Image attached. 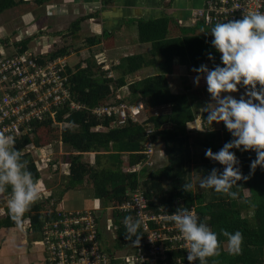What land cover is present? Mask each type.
Wrapping results in <instances>:
<instances>
[{
	"label": "trees",
	"instance_id": "trees-1",
	"mask_svg": "<svg viewBox=\"0 0 264 264\" xmlns=\"http://www.w3.org/2000/svg\"><path fill=\"white\" fill-rule=\"evenodd\" d=\"M33 1L43 4L46 0ZM25 2L26 0H0V14ZM83 19H77L61 33L63 37L70 36L71 42L67 44L59 41L49 58H69L73 52L89 49L90 56L86 63L78 64L74 68L68 65L67 72L70 75V88L74 99L86 105L90 111H73L68 107L57 109L53 116L36 122L30 133L16 139L15 146L28 161L34 178L39 181L50 173L48 168H39L35 152L47 145H53L49 144L51 141L48 139L51 137L59 145H66L72 150L66 156L69 173L65 176L67 185H63L64 191L93 187L95 199L102 200L106 207H118L130 199L127 191L138 189L139 178L145 175V169L137 172L138 165L146 157L145 142H160L164 147L163 155L168 157V165L155 169L150 173L149 180L142 183L146 191L142 190L149 201V211L158 213L160 209H164L174 213L178 208L190 211L193 209L200 222L206 223L219 235L221 253L209 258L208 264H264V168L258 166L252 172L250 165L256 159V153L232 149L239 160L238 167L242 174L250 177L247 181H238L239 186L233 187L232 191L238 193L237 198L232 199L212 189L200 188L202 191H194L199 180H193V167L199 169L201 178L207 176L213 168L223 172L224 166L206 158L205 151L211 148L216 153L233 137L223 122L220 128H215L213 122L206 131L190 130L188 124L197 118V113L188 100L190 85L186 84L183 92L175 94L170 90L167 79L168 75L175 72L177 65L188 67L192 73L193 68L212 61L208 59L209 53L214 57V62H221V54L211 45L213 37L210 30L215 24L207 25L197 20L189 28L181 26L176 31L170 29L171 19L167 16L141 19L136 22L137 41L151 44L152 57L129 54L122 57L119 64H112L108 68L103 60L108 59L103 43L114 37V32L105 29L101 34L84 38L80 25ZM31 41L32 38L25 37L16 42L14 47L19 51H26L30 48ZM4 43L7 48H11L9 43ZM155 65L160 70L158 74L146 76L136 82H130L126 78L127 75L131 76L145 67ZM193 74L197 76V73ZM185 80L188 81L187 78ZM200 83L207 85L203 78ZM124 87H128V94L121 98L119 93L124 91ZM121 103L142 105L149 115L148 119L141 123L137 120L140 117L134 118L128 113L126 121L121 123V116L117 113L98 116L91 112L98 106H118ZM165 106H170L171 110L161 114L154 113L155 109ZM149 129L151 132L148 133ZM193 145L199 148L196 153L192 152ZM90 154L94 155L93 164L84 160ZM56 159L50 164L56 166L55 170L58 172ZM106 162L110 165L106 166ZM124 166L129 170L124 172ZM165 180L171 181L168 189L164 186ZM184 183L193 184L191 192L183 190ZM9 194L10 188L7 192L0 193V199L9 197ZM58 198L56 195V198L36 202L25 214L21 225H17L9 213L0 217V229L21 227L29 220L31 234L40 237L44 222L55 215ZM129 215V212L113 209L118 245L127 241L123 221ZM221 230L242 233V250L238 255L228 253L227 241L220 234Z\"/></svg>",
	"mask_w": 264,
	"mask_h": 264
},
{
	"label": "built area",
	"instance_id": "built-area-1",
	"mask_svg": "<svg viewBox=\"0 0 264 264\" xmlns=\"http://www.w3.org/2000/svg\"><path fill=\"white\" fill-rule=\"evenodd\" d=\"M250 12L264 13V0H206L204 6L195 10L193 18L211 25L241 19ZM9 49L5 45L0 50V131L17 139L30 133L36 122L53 116L57 109L90 111L71 93L65 62L68 57L50 60L49 54L42 55L30 48L19 51L11 47L12 52ZM142 109V105L121 103L98 106L91 112L98 116L117 113L124 123L128 113L137 118ZM149 141L144 150L148 158L153 153L152 141ZM127 193L128 201L110 208L129 212L134 219L141 220L139 247L131 246L128 240L117 244L113 214L108 219V229L113 234L112 242L108 243V230L101 227L95 209H57L54 217L44 222L40 234L43 264H189L186 242L179 238L175 224L164 220L173 213L164 209L158 213L149 211L148 198L140 187ZM27 225L30 228L29 222Z\"/></svg>",
	"mask_w": 264,
	"mask_h": 264
},
{
	"label": "clouds",
	"instance_id": "clouds-1",
	"mask_svg": "<svg viewBox=\"0 0 264 264\" xmlns=\"http://www.w3.org/2000/svg\"><path fill=\"white\" fill-rule=\"evenodd\" d=\"M210 35L213 37L211 45L221 54L223 66L214 64L209 69L202 64L192 69L197 73L194 78L197 85L201 78L206 80L212 101L200 109L201 113L208 114L207 118L201 117L210 124L223 122L233 139L216 153L211 148L206 149V158L224 168L223 172L213 168L207 176L199 178V188L212 189L236 199L238 193L232 191L233 187L239 186L238 181H247L250 177L242 174L232 149L256 153V159L250 165L252 172L258 166L264 168V13L250 12L243 14L241 19L218 22L211 28ZM208 59L214 61L211 53ZM238 85L246 89L240 99L231 95L238 91ZM257 85L260 87L257 88ZM225 93L228 95H222ZM195 127L198 131H205L202 125ZM15 145L13 135L0 131V193L10 188L8 212L11 219L21 225L25 214L40 199L41 190L40 182L29 170L28 161ZM192 187L191 183L182 185L186 192H191ZM164 220L174 223L180 233L179 238L186 242L189 264L196 261L208 264L209 258L220 255L219 235L206 223L200 222L194 211L178 208ZM123 223L125 238L131 246L139 247L141 220L129 215ZM220 234L226 238L228 253L238 255L242 250V233L221 230Z\"/></svg>",
	"mask_w": 264,
	"mask_h": 264
},
{
	"label": "rangeland",
	"instance_id": "rangeland-1",
	"mask_svg": "<svg viewBox=\"0 0 264 264\" xmlns=\"http://www.w3.org/2000/svg\"><path fill=\"white\" fill-rule=\"evenodd\" d=\"M29 9H32V8L28 7L27 5L25 6L23 5V6H19L18 8H13L11 10L6 11L7 15L5 16L3 15L4 17L0 15V50L5 47L6 44L4 42L9 43L10 46L13 48L16 42H19L25 37L32 38V41L30 42V50H32L33 52H38L42 55L50 54L54 50V47L56 46V44L59 43V41L60 42L63 41L64 43H67V44L71 42L70 36L63 37L61 33L63 31L65 32V29L67 30V28H69L73 22H33L34 17L28 16L25 11V10L29 11ZM193 13H195V10L193 11ZM193 13H192V16H193ZM187 21L196 22L197 20H195L194 18V21L190 19H187ZM93 23H98V22H81L80 23V25L82 26V30H83L82 35L84 38H87L93 35H98L100 34V32H102L101 31L102 29L98 30L97 28L99 27L98 26L96 27L95 24ZM122 36L123 34L116 36L118 38L117 39L118 41L115 40V37H110L103 43L105 55L109 57L111 56V58H108L107 60L103 59L105 60V64H106L105 66L108 68L109 67L111 68L112 64L114 65L119 64V61L121 60L120 55H122L124 52L126 53V51L127 52L132 51L133 49L134 42L130 41L131 42L130 43L128 39H124ZM116 45H118L119 47ZM147 48L149 47L147 46L143 47V50L137 49L139 51L136 50L135 52L142 53ZM99 50H101L100 47H99ZM116 50H118L117 51L118 53L117 55H114V51ZM9 52H12L11 48L9 49ZM89 56H90V51L89 49L86 48L85 50H81V52H78V53L73 52V54L70 55L68 60H65V62L70 67L74 68L78 64H82L84 62L86 63L87 59H89ZM158 60H161V59H158ZM214 64L223 66L221 62H217V61L216 62L207 61L204 63V65H207L209 69L213 68ZM185 67L183 65L175 66V70H174L175 72L168 76L167 79L168 81L169 80L171 81V83L173 84V88L178 86L180 89V87L184 84L183 82L182 84L181 82L178 84L177 79L185 80L187 78L188 81L185 84L190 85L189 81L194 80V78L196 77L194 75L195 77H193L192 79L190 72H188L189 70L185 69ZM155 70L158 71L159 68H156ZM152 72H155L154 70H152V68L146 71V73H149V75L153 74ZM138 75L139 74H136V76ZM129 77L131 76L127 75L126 77L128 81H130ZM190 86L192 87V89L190 87L191 90H189L190 92L188 94H193V96L195 97L198 96V98H203L200 95H198V90L193 88V85H190ZM204 86H207V85H204ZM238 86L244 87L243 85H238ZM181 88L182 89L179 91L180 93L184 91V87H181ZM122 94L125 95L126 91L125 90L122 91ZM242 94H243V91L238 89V91L233 92V94L231 95L234 98L238 99L242 96ZM226 95L228 94L226 93ZM201 103L203 104H199V103L197 104V102L192 103L193 110L197 113V118L193 122L190 123L189 129L192 131H197L195 127V124L197 123L198 125H202L205 131L211 128V126H209L210 123L202 119V117L206 119L208 114L206 112L204 113L200 112V109L206 105V100L202 101ZM170 110H171L170 106H165V107H161L160 109H155L154 113L161 114V113L169 112ZM148 116H149L148 113L143 110L136 117H140L137 120H139V122L142 123L143 120L145 121L146 119H148ZM214 123H215V128H220L222 125V122L220 123L214 122ZM75 129H77V127ZM44 140L47 141L46 138ZM48 140L51 141L49 144H53V145H47V147L40 149L38 152L37 151L35 152V155L37 154L38 160H40L38 161L40 169L48 168V170L50 171L48 175H45L43 178L39 180L41 197L37 202L48 200L51 197L56 198V195H58L59 202L56 208L58 206L60 208H62L61 206H67L68 209H79L83 207L84 208L96 207L97 202L93 196V192H94L93 187L91 188V187L86 186L83 188L80 187V188L71 189V190L69 189L66 192L64 191L65 188L63 187V185L65 184V181L67 182L66 180L67 177L65 176L69 173V171L67 170V165H66V156H68V154L71 153L72 150L66 145H59L58 141L55 139L52 140L51 137ZM148 141L149 140H147L146 142ZM151 146L153 148L152 155H150L148 158L147 155L144 153L146 157H144L143 162H141L137 167V172L140 173L141 166L143 165L144 167L146 165L144 168L142 167L143 169L146 170L145 175L139 178V184H140L141 189H144L142 183L146 180H149L150 173H152L155 169H159L163 166L168 165V157L166 155H163L164 154L163 145L160 142L158 143L152 142ZM191 148H192V152L194 153L199 151V148L195 145L191 146ZM84 158H85L84 159L85 161L89 162L94 158V155H87ZM54 159H56L58 163V172L55 170L56 166H52L50 164V162L53 161ZM106 164H107L106 166L110 165L107 162ZM122 170L125 172V171H128L129 168L124 166ZM198 170L199 169L197 167H193L192 176L195 182H197V180L201 178V174ZM61 180L64 181L63 184ZM65 185H67V183ZM170 185H171V181L165 180L164 182L165 188L168 189ZM199 190H200L199 184H197V186L195 185L194 191H199ZM8 198L9 197L4 196L3 198L0 199V217L1 218L6 216L9 213L8 208H7ZM99 202H101V205L99 208H95V211H96V214L99 216V222H100L101 227L104 228L105 231L108 230L110 242H108L107 240L105 241H107L108 243H111L112 242L111 237H113V234L108 229V223H109L108 219L112 217L113 210L110 207H102L103 206L102 200H100ZM28 222L29 220H26L23 226L18 227V229H16L17 231L15 233L16 237H13L10 234L8 235L7 233H10V232H6L7 237L9 236L11 240L9 242H12L14 240V243L9 244V242L8 243L5 242L4 240L8 238L6 237L5 239H3L4 233H2V231L0 232V250L1 251L3 250V252L0 253V264H13L14 262L13 258H16L14 246L18 240L17 236L20 234H21V240H18L19 243H21V241L23 240L22 237L25 236L26 241H29L30 239V241L33 242V244L35 245L34 247H36L38 252H39V249L42 248L40 244L41 238L39 236H36L34 234H31L30 236L27 235L28 233L27 223ZM22 232L24 233L23 236H22L23 234ZM104 238H105V235H104ZM23 248H24V251L27 250L25 245L22 244L19 246L20 250H22ZM41 256L43 257V254L40 255V260H41Z\"/></svg>",
	"mask_w": 264,
	"mask_h": 264
},
{
	"label": "crops",
	"instance_id": "crops-1",
	"mask_svg": "<svg viewBox=\"0 0 264 264\" xmlns=\"http://www.w3.org/2000/svg\"><path fill=\"white\" fill-rule=\"evenodd\" d=\"M205 1L206 0H46L43 4H37L33 0H26L25 4H22L20 6L27 5L28 7L32 8V9H29L30 12L28 10H25V11L28 16L34 17L33 22H75L79 18L81 19L84 18L81 22H98V23H93L95 24L96 27L97 26L99 27L97 29L98 30L102 29L101 31L105 29L109 31H113L116 41H118L117 40L118 38L116 36L123 34L122 37L124 39H128L129 42L130 41L134 42L132 51H129V52L126 51V53L124 52L122 55H120L121 56L120 58L128 56L129 54H144V56H146L147 58H151L152 57V55L150 54L151 44L150 43L141 44L137 41L138 30H137L136 22H138L141 19L143 20L159 19L161 17L167 16L171 19L170 29L179 31L181 26L182 28L183 27L189 28L195 22L187 21V19L194 21V18L192 16L193 11L204 6ZM0 15L4 17L5 15H7V12L5 11L4 13ZM82 31L83 30L81 26V32ZM101 33L102 32H100V34ZM142 46L143 47L147 46L149 48L144 50L142 53L135 52L137 49L143 50ZM118 50L114 51V55H117ZM107 58H111V56L110 57L107 56ZM151 68L155 72H152L153 74H150V75L158 74L160 71V70L158 71L155 70L156 68H158L157 65H155V67L153 66L148 67V68L145 67L137 71L136 73L132 74L131 77H129L130 82H136V81L143 79L146 76H150L149 73H146V71ZM185 69L189 70L188 67H185ZM136 74H139L140 76L139 75L136 76ZM190 74L193 79V77H195L193 72ZM177 81H178V84L180 82L181 84L182 82L184 83L181 87H184L186 85L185 83L187 82L186 80H183V79L181 80L177 79ZM168 83H169V88L173 93L175 94L180 93L179 91L182 89L181 87L179 89V87L176 85L177 87L173 88V84L171 83L170 80L168 81ZM189 84L193 85V88L198 90V95L203 97V98H198V96L195 97L193 96V94H189L188 100L191 105L194 102L195 103L197 102V104L198 103L203 104L201 102L204 100H206V104L209 102L210 103L212 102L210 94L207 92V86H203L200 82L197 85L194 82V80H190ZM124 88H125L124 90H126L125 95H127L128 87H124ZM238 89L243 91L242 95L245 94L246 92L244 91L246 90L245 87L238 86ZM125 95L122 94V92L119 93V97L121 98H123ZM224 95H226V93ZM195 125H198V123ZM90 155H93V154H90ZM93 161H94V158L89 162L93 164ZM95 200L97 202L96 207L94 208L86 207V208L87 209L99 208L101 205V202H99L100 201L99 199H95ZM61 207L62 208L58 206L57 209L58 210L60 209L62 210L85 209L84 207L79 208V209H68L67 206H61ZM102 207H106L104 203ZM16 229H18V227L0 229V232L2 231V233H4L3 239L7 237L6 232H10L7 234L8 235L10 234L13 237H16L15 236L16 235L15 233L17 232ZM28 229L29 230H28L27 235L30 236L31 235L30 228ZM23 235L24 233L22 234V236ZM7 238L9 240L6 239L4 241L8 243L11 240L9 236ZM22 238L24 240L25 236ZM17 239L21 240V234L17 236ZM18 240L17 242L15 241L16 244L14 246V250L16 253V258H13L14 259L13 264H42L44 256L43 257L41 256V260H40V255L43 254L42 253L43 249L42 248L39 249V252H38L36 247H34L35 245L33 244V242L30 241V239L29 241H26V239L24 241L22 240L21 243H19ZM10 243H14V240L12 242H9V244ZM22 244L25 245L27 250L24 251V248L22 250L19 249V246ZM1 252H3V250L2 251L0 250V253Z\"/></svg>",
	"mask_w": 264,
	"mask_h": 264
},
{
	"label": "water",
	"instance_id": "water-1",
	"mask_svg": "<svg viewBox=\"0 0 264 264\" xmlns=\"http://www.w3.org/2000/svg\"><path fill=\"white\" fill-rule=\"evenodd\" d=\"M188 127H190V124H188Z\"/></svg>",
	"mask_w": 264,
	"mask_h": 264
}]
</instances>
